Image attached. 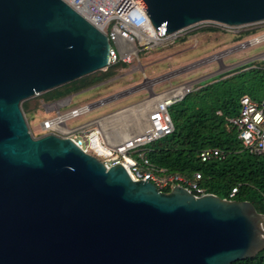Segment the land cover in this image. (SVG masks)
Returning <instances> with one entry per match:
<instances>
[{
    "label": "water",
    "instance_id": "95a60500",
    "mask_svg": "<svg viewBox=\"0 0 264 264\" xmlns=\"http://www.w3.org/2000/svg\"><path fill=\"white\" fill-rule=\"evenodd\" d=\"M159 30L264 19V0H138ZM109 37L65 0H0V264H233L264 250L248 200L160 190L69 137H34L21 104L108 67Z\"/></svg>",
    "mask_w": 264,
    "mask_h": 264
},
{
    "label": "built area",
    "instance_id": "2783aa9c",
    "mask_svg": "<svg viewBox=\"0 0 264 264\" xmlns=\"http://www.w3.org/2000/svg\"><path fill=\"white\" fill-rule=\"evenodd\" d=\"M65 1L109 37V65L120 60L125 61L126 56H132L150 46L172 43L186 29L165 33L166 27L161 25L157 30L138 0ZM204 22H207L211 29L234 35H252L241 42L247 46L264 42V19L241 25L213 20ZM191 91V87L182 84L162 93L160 100L148 115L145 128L137 134H125L120 139L112 132L106 131L102 117L72 126L67 125V121L91 111L90 104L78 105L65 112L57 111L55 115L41 122V128L44 134L54 133L73 139L85 152L97 156L107 167L122 164L136 181H151L163 191H170L173 187L181 185L201 196L209 193L200 183L201 173L196 172L193 177L167 173L165 168L157 166L147 155L148 145L174 130L170 106L182 100ZM218 113L221 114V111ZM227 120L231 127L237 129L238 138L247 150L264 156V99L243 95L240 99L239 114L228 117ZM96 138L100 146H94L93 141ZM100 147L104 150L101 151ZM200 157L202 161L224 160L226 152L220 148H208L200 153ZM236 192L237 188L233 189L228 199H234Z\"/></svg>",
    "mask_w": 264,
    "mask_h": 264
},
{
    "label": "trees",
    "instance_id": "16d2710c",
    "mask_svg": "<svg viewBox=\"0 0 264 264\" xmlns=\"http://www.w3.org/2000/svg\"><path fill=\"white\" fill-rule=\"evenodd\" d=\"M120 66L126 63L120 60L104 71H95L42 95L46 100L61 99L113 76ZM245 94L264 99V66L220 77L173 103L169 112L174 130L148 145L147 155L167 173L185 177L201 173V185L222 198L228 199L237 188L234 199L248 200L264 214V156L247 150L237 129L227 120L239 114L240 99ZM22 105L25 112L29 110L28 99ZM208 148L224 150L226 158L202 161L200 153ZM233 264H264V250Z\"/></svg>",
    "mask_w": 264,
    "mask_h": 264
},
{
    "label": "rangeland",
    "instance_id": "374dc122",
    "mask_svg": "<svg viewBox=\"0 0 264 264\" xmlns=\"http://www.w3.org/2000/svg\"><path fill=\"white\" fill-rule=\"evenodd\" d=\"M250 36L211 29L207 22L190 26L172 43L150 46L126 56L127 60H122L126 66L117 67L113 76L88 88L58 100L44 99V92L30 97L28 111L25 112L21 104L29 130L34 137H40L44 135L41 122L45 118L55 115L57 111L65 112L89 103L95 107L67 121V125L102 117L106 131L111 132L108 121L115 111L128 114L135 110V115L128 119L138 133L147 123L141 108L151 102L150 108H153L157 102L156 96L172 87L185 84L192 90H198L233 72L264 66V42L250 46L241 43ZM112 133L119 138L117 131Z\"/></svg>",
    "mask_w": 264,
    "mask_h": 264
},
{
    "label": "crops",
    "instance_id": "0c3cea01",
    "mask_svg": "<svg viewBox=\"0 0 264 264\" xmlns=\"http://www.w3.org/2000/svg\"><path fill=\"white\" fill-rule=\"evenodd\" d=\"M157 97V102L160 100V96H156ZM156 102V103H157ZM85 104H89V103H85ZM151 104H153V102H151V103H148L145 107H143V108H141V111L143 112V114L145 115V120H147L148 121V115H149V113H150V111H151V109L152 108H150L152 105ZM91 105V110L93 109V107H95V106H93V104H90ZM99 105V104H98ZM99 107V106H98ZM149 108H150V110H149ZM144 110H146V111H144ZM120 111V110H119ZM119 111H115L113 114H112V116H111V118H109V121H108V128L111 130V132L113 131H117V133H118V135H120V136H118L119 137V139L123 136V135H125V134H137L135 131H136V129L134 128L133 129V126H132V124L130 123V121H129V117L130 116H134L135 115V110H131L130 111V113H125V114H120L119 113ZM148 111V112H147ZM120 112H123V111H120ZM147 124V123H146ZM103 126H104V124H103ZM146 126V125H145ZM104 128L105 129H107L106 128V126H104ZM130 128H132V130L130 129ZM145 128V127H144ZM139 133V132H138Z\"/></svg>",
    "mask_w": 264,
    "mask_h": 264
},
{
    "label": "bare ground",
    "instance_id": "6f19581e",
    "mask_svg": "<svg viewBox=\"0 0 264 264\" xmlns=\"http://www.w3.org/2000/svg\"><path fill=\"white\" fill-rule=\"evenodd\" d=\"M98 141H99V140H98L97 138L94 139V141H93L94 146H100V144H99ZM100 150L103 151L104 149H103L102 147H100Z\"/></svg>",
    "mask_w": 264,
    "mask_h": 264
}]
</instances>
